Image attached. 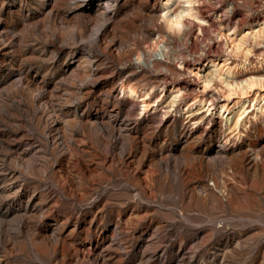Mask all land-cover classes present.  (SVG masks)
<instances>
[{
  "label": "rangeland",
  "instance_id": "1",
  "mask_svg": "<svg viewBox=\"0 0 264 264\" xmlns=\"http://www.w3.org/2000/svg\"><path fill=\"white\" fill-rule=\"evenodd\" d=\"M162 1L0 0V264H264V113L180 114L228 51L206 3L171 34ZM155 72L182 94L141 113L120 89L153 101ZM259 75L250 57L233 78Z\"/></svg>",
  "mask_w": 264,
  "mask_h": 264
},
{
  "label": "bare ground",
  "instance_id": "2",
  "mask_svg": "<svg viewBox=\"0 0 264 264\" xmlns=\"http://www.w3.org/2000/svg\"><path fill=\"white\" fill-rule=\"evenodd\" d=\"M200 1L206 3L209 7V13L216 15L219 19L217 37L224 41L226 50L228 51L226 56L239 57L241 63L234 64L229 58L223 57L218 61L209 60L204 68L195 70L193 75L198 79L200 85L199 95L188 103H184L179 111L181 115L190 118L189 121L194 124L203 118L198 117V111L203 110L204 113L209 115L215 110L214 115L226 118L227 124L237 130L246 124L245 120L248 117L255 118L264 113V77L262 75L252 76L241 81L239 84L233 78L239 67L245 69V65L250 57H255L260 66L264 62V0H257L254 5L255 12L258 14L257 18L261 16V22L255 21L253 24L256 25H252V23L248 24L246 26L247 30L239 35H235V32L238 31V25L241 23L242 18L235 17V7L238 4L250 7L253 5V3L251 5V0H230L228 6L220 5V0ZM226 1L224 2L223 0L224 3L222 4L225 5ZM196 2V0H163L161 2V21L169 33L176 34L180 32L185 20L201 24L210 23L209 15H205L202 18L197 17L194 8ZM101 3H103L101 17L105 23L107 20L105 9L109 8V6L106 2ZM174 5H178V7L173 10L172 7ZM253 16L255 18V15ZM230 25H233V27L228 31ZM84 66L89 68L90 62L85 60ZM205 69H207L206 73L201 75L200 72ZM83 71L85 73V80L89 77V70L84 69ZM153 78L161 90L160 96L153 101H150L151 98L148 93H138L129 85H123L120 89L123 96L140 104L141 113L158 108L164 100H167L169 105L173 107L182 94L181 88L178 87H172L169 91L164 92V88L168 84L165 73L155 72ZM210 89H213L221 98L220 102H223L217 105V107L212 103L211 96L205 97ZM250 94L251 99H249ZM247 101L251 103L252 111L250 113H247V108L244 109ZM230 102L231 106L229 107L228 103ZM113 124L117 128L121 127V124L115 120Z\"/></svg>",
  "mask_w": 264,
  "mask_h": 264
}]
</instances>
